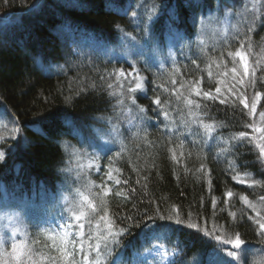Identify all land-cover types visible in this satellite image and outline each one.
Masks as SVG:
<instances>
[{"label":"trees","instance_id":"1","mask_svg":"<svg viewBox=\"0 0 264 264\" xmlns=\"http://www.w3.org/2000/svg\"><path fill=\"white\" fill-rule=\"evenodd\" d=\"M209 13L216 14L215 25L224 27L214 28L208 45L198 44ZM176 35L185 47L177 49V63L166 70L148 61L103 63L74 54L87 37L114 47L130 37L162 54ZM237 49L246 54L247 77L239 57L233 61L228 55ZM119 70L125 72L120 80ZM138 82L141 88L132 91ZM256 92L261 99L252 115L240 99L246 97L250 105ZM262 111L264 0H0V113L11 119L0 132V152L5 153L0 203L57 197L69 183L90 191L98 206L91 216L97 218L85 221L84 244L95 243L97 223L104 230L99 218L106 209L114 228L128 229L117 249L126 264L148 251L150 237L158 233L176 251L172 264H208L212 250L231 249L220 247L204 230L233 239L239 233L245 255L236 264H264V236L257 223H264V157L257 147L264 144V133L248 127L264 128ZM125 116L149 124L144 130L127 129ZM46 120L55 123H35ZM205 124L214 130L207 132ZM183 127L191 137L180 132ZM241 131L245 138L232 139ZM88 154L96 165L80 171L77 158L87 161ZM157 213H178L183 224ZM189 222L197 229L187 228ZM34 237L32 257L40 251L33 259L45 264L42 256L52 250ZM81 259L76 254L70 260Z\"/></svg>","mask_w":264,"mask_h":264},{"label":"rangeland","instance_id":"2","mask_svg":"<svg viewBox=\"0 0 264 264\" xmlns=\"http://www.w3.org/2000/svg\"><path fill=\"white\" fill-rule=\"evenodd\" d=\"M216 19H218L216 14H211L201 22L199 28L200 35L197 37L198 44H204L207 42L206 45H208L209 41L212 40L211 37L216 35L214 28L224 27L223 25H215L219 23L218 21L216 22ZM221 33H224V30L221 29ZM172 37L173 38L170 39L166 45V51L162 54H160L158 47L149 44L145 45L139 40L130 37L125 38L123 42L115 47L99 43L97 40L89 37L83 38L82 43L77 46L80 50L75 49L74 54L78 56L81 53L82 57L89 56L99 62L104 61L103 63L123 59L128 61H138L137 63L142 64L148 61L156 68L166 69L171 64L175 65V63H177V49L182 50L185 47L184 39L178 35ZM10 121L11 119L8 118L5 113H0V132L4 130V127H10ZM124 121L125 128L127 129L136 128L144 130L146 128L145 126L149 124H146L142 119H131L128 116H125ZM180 132L187 135V137H191L192 131L188 128L183 127ZM86 158L87 161L83 158H80L79 160L77 158L80 171L83 169L91 170L96 165V160L91 154L86 155ZM96 159L99 160V157H96ZM80 173L81 172L75 174V182H77ZM76 189L75 185L73 186L69 183L63 187V194L57 197L49 199L42 197L24 199L15 198L8 202L0 203V233H5L6 225H8L10 221H15L16 225L27 234L29 245L30 238L35 236L34 238L36 239H43L44 244L52 250L48 254H43L44 256H42V259L46 260L45 264L50 262L65 264L66 261L60 258V252L57 250L60 246L59 241L57 239H50L49 237H56L57 233L60 232L59 226L70 223L74 226L72 228V238H75V234L79 230L78 227H76L78 224H85V221L87 219L91 220V217H95V219L97 218L96 216H91L96 215L97 211L93 212L92 209L87 206V203L84 202L86 215L79 221L74 219V216L78 215L80 211V204L82 202L80 193L87 195L94 204L90 191L81 192ZM79 244L80 241L77 240V249L79 248ZM149 245L151 246L150 248L152 251L148 250L142 254L135 255L134 264H170V261L172 262L174 260L176 251L167 246L165 236L162 233L152 235L149 239ZM156 246H159V248L157 249ZM67 247L69 250L72 249L71 244ZM84 247L88 249L86 244H84ZM7 250L10 251V246H8ZM226 252L220 251V255L223 259L230 261L231 258L226 256ZM79 253L80 252L77 250L74 255L77 254L81 256V253ZM39 255H41L40 251L37 252L36 256ZM36 256H33V258ZM71 258L72 257H70V259ZM0 261H2V264H10L9 258L6 254L0 256ZM25 264H31V262L25 260ZM234 264H236V262H234Z\"/></svg>","mask_w":264,"mask_h":264},{"label":"snow or ice","instance_id":"3","mask_svg":"<svg viewBox=\"0 0 264 264\" xmlns=\"http://www.w3.org/2000/svg\"><path fill=\"white\" fill-rule=\"evenodd\" d=\"M111 7V5H108ZM186 6H188L186 4ZM38 7V5H33V8ZM253 9L255 10V5H253ZM211 15V13H209ZM227 15V10H226ZM255 22V21H253ZM251 30V29H249ZM148 31V29H146ZM174 31V30H173ZM241 46H243V42H241ZM251 47V45H249ZM229 56L233 57V61H235L236 57H239L240 63L243 66V76L247 77L249 75V66L247 63L246 54L242 52L240 49H237L236 52L233 54L232 52L228 53ZM232 73L236 74L237 69L236 67H233L231 69ZM125 72L124 70H119V73L117 75V79H119L121 76H124ZM252 75L255 76V71L252 72ZM235 79V75L233 77ZM142 79V78H140ZM240 83L243 84L244 80L241 79ZM111 87V85H109ZM141 88V83L136 84V89H133L132 91H135L137 89ZM192 91L195 92L196 96H200L201 92L197 88H193ZM217 93L220 92V88L217 87L215 89ZM203 97L211 99V95L209 92H203ZM261 99V93L256 92L255 96L253 97L251 104L249 105L247 98H241L240 103L243 104L245 109H249V113L254 115L257 111V104L260 102ZM134 103V101H133ZM154 103L156 105H160L161 101L159 98H156L154 100ZM221 103H224L222 100ZM187 105H194L196 109H200L201 105L197 103L196 101L192 99H186ZM141 112L144 111V109H140ZM165 117H167V113H164ZM192 115H195V113H192ZM262 120H264V111L259 113ZM37 124H45L47 126L48 124H54L55 120H46V121H36ZM248 127H253L254 131L256 132H262L264 133V128L254 127V125L249 124ZM204 128L207 132L211 133L214 129L213 126L210 124H205ZM247 136L246 132H239L235 136L232 137L234 140L243 139ZM261 139H264V137H261ZM257 147L260 151V156L264 157V144H257ZM119 155V153H117ZM5 157L4 152H0V160H3ZM173 159H175V156H173ZM109 178H111V173H108ZM233 179H237V176H233ZM119 183V181H116ZM239 182L243 183L245 181L240 180ZM126 183V181H125ZM255 183V181H253ZM120 193H117L119 195ZM5 195H8L6 192ZM82 197V202L80 204V211L78 215L74 216V219L76 221L81 220L82 217L86 215L85 211V203H87V206L92 209L93 212L97 211L98 206L93 204L92 201L89 199L87 195H84L83 193H80ZM227 196L231 197L232 193H227ZM241 199L245 203H249L246 196H242ZM262 200H264V197H261ZM249 207H255V205H252L249 203ZM175 211V210H173ZM104 215L100 216V221L104 222V230L101 231L100 224H96V233H95V243H88V254H85V247H84V232L83 229L85 225L83 223L78 224L76 227H78L79 231L76 232L75 238L73 237L72 228L74 227L72 224L67 225H60V232L57 233L56 237H49L50 239H57L59 241V247L57 250L60 252V258L68 261V264H126L124 253L123 251H117L121 247V237L125 234H127L128 229L125 228H114V222L109 220L107 217V210L104 209ZM159 215V213H157ZM160 219H167L169 221H173L176 225H182L183 221L181 220L179 214L177 213L175 216L172 214H169L167 217L159 215ZM128 220H131V217H127ZM148 219H152V217H149ZM264 219V218H262ZM257 223L259 224V228L261 229V235L264 236V223L260 222V220H257ZM135 226H139L138 224ZM131 227V225L129 226ZM189 229H197V225L195 223H187L186 225ZM19 234V235H18ZM205 236H212L215 241L218 242V245L220 247L225 245H231V250H227L226 256L231 258V260H225L221 257L220 252L217 250H212L209 254V260L208 264H234V262H238L244 258L245 255V248L242 246H245V240H243L239 233L235 234V238H222L219 235H214L212 232H208L204 230ZM89 241L93 239V236L90 234L88 237ZM77 240L80 241L79 248H76ZM72 245V249H68V245ZM8 246H10V251L7 250ZM157 249L159 246H156ZM79 251L81 253L82 259L80 262H76L74 260H70V257L74 256L75 251ZM149 251H152L151 248H149ZM264 251V250H261ZM92 252H95V257L90 258V254ZM7 255L10 261V264H25V260H28L31 262V264H36V262L33 260L32 257V248L30 247L28 240H27V234L21 230L15 223V221H10L8 225H6L5 233H0V256ZM139 255V253H138ZM0 264H2V261H0ZM170 264L172 262L170 261Z\"/></svg>","mask_w":264,"mask_h":264}]
</instances>
